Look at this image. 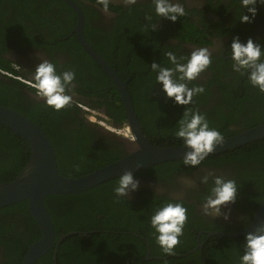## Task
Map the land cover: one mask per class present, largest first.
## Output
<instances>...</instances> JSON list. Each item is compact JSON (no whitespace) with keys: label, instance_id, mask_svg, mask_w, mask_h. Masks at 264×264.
Wrapping results in <instances>:
<instances>
[{"label":"flooded vegetation","instance_id":"obj_1","mask_svg":"<svg viewBox=\"0 0 264 264\" xmlns=\"http://www.w3.org/2000/svg\"><path fill=\"white\" fill-rule=\"evenodd\" d=\"M64 1L67 3L66 0ZM74 2L80 6L84 13L86 40L107 62L108 57L113 64L118 66L120 63L127 76L125 81H128V87L132 79L133 65L139 64L141 67L155 62L161 63L165 67H171L165 55L168 51H172L178 58H187L196 48L207 47L212 53V63L195 81L203 83L202 86L206 89V98L209 99L211 95L208 90V81L214 76L221 75L223 80L230 82L232 79L242 80L247 77V75L242 77L238 73L232 72L231 65L228 68L223 65L224 62L230 63L227 53L230 51L233 38L238 36L241 42H246L251 38L256 43L264 45V6H258V14L252 23L243 24L240 23L239 17L243 12L247 14V11L241 8L240 0H182L186 15L178 18L175 23L157 17L152 0H138L135 5L127 7L123 0H112L108 15L101 10L96 0H74ZM22 3L23 0H0V105L15 110L29 119L31 117L48 119L49 134L46 135L52 138L58 146L63 158L62 166H69L71 170L79 165L76 162L81 163L90 158L92 153L98 149H103L104 153L120 150L123 151L121 155H126L131 150V142L123 136L109 132L93 120L94 116L91 112L97 111L111 124L121 126L109 116V112L112 113V110L108 87L98 88L99 73L92 67L88 58L83 56L78 48L70 42L74 35L79 42L75 32L76 26L69 30L62 26L57 19L67 20L70 16L69 12L63 9V5H59L57 0L41 2L31 0L32 6L28 7L27 13L21 9ZM86 20H89L90 33L86 29ZM152 24H158V29L154 32L151 30ZM93 43L100 47L101 52ZM224 45L226 47L223 52ZM122 52L123 55H120ZM38 57L54 63L58 73L66 70L76 72L75 87L69 93L73 97L72 103L59 112L47 107L44 101L36 95L32 73L41 62ZM108 63L110 64V61ZM114 69L117 71L116 68ZM117 73L120 75L118 71ZM120 77L123 79L122 75ZM153 81L154 84H157L155 78ZM187 83L191 88V82ZM211 91L215 92V88H211ZM156 95L159 96L156 97L159 103H166L162 106L166 112L172 113L173 108L168 107V104L173 105V101L167 100L160 85ZM219 95L223 96L218 92V98ZM202 108L208 110L214 108V102L211 107L204 106ZM156 124L158 125L154 129L153 136L159 139L157 146H182V142L174 135L177 126L175 120L169 117ZM4 141L11 142L9 139L3 140L0 135V160L4 158V151L1 148ZM255 161L257 160L225 162L218 165L201 163L195 168L186 167L183 163L169 164L170 168L162 167L158 171L152 170V167L139 174H134L135 178L139 180L140 186L129 199H117L113 194V188L110 189L109 197H115L118 203L108 207L110 209L115 207L120 213L127 216L128 221L123 220L125 223L124 233L135 236L144 243L146 259L149 252L151 257L177 258L178 255H185L196 249L199 240L203 244V248L202 251L198 250L195 253L199 252L198 254L202 257L206 242L212 238L208 233H237L251 223L254 217V206L259 198L258 190L261 188L258 187L257 182L247 178L246 175L247 173L250 175L254 171L264 172V170L261 171L260 162L254 163ZM70 162L77 165L70 166ZM209 172L225 179L235 180L238 186L237 196L243 194V191L245 192L246 199H243V204L238 203L236 198L235 203L222 208V213L229 216L227 220L223 218V215L213 219L202 213V203L213 185L211 179L208 184L200 183V178ZM184 178L192 180L195 186L186 188L181 182ZM167 202H183L184 207L188 210V219L183 229V235L172 254L165 253L157 244L150 220L149 224L143 223L140 226L131 224L132 222L136 223L141 215H146L151 208L160 207ZM64 207V205L51 201V208L54 212L59 213L62 223L66 222ZM18 214L19 218L16 215L0 216V264L7 263L5 242L8 239L14 240V237H19L23 240L21 255L24 254V257L22 262L29 246L37 242H30L37 234V228L35 230L34 227L26 224L24 219L27 211L24 213L18 211ZM104 214L109 219L107 210L104 211ZM15 221L18 222L17 225L13 224ZM73 221L77 223L76 219ZM115 225L118 226V224ZM66 226L67 224L63 225V227ZM99 232L102 231H79L67 234L66 230L62 229L60 238L66 236L65 241L70 237L69 234L74 233L84 239H89ZM109 233H114V230L111 229ZM58 240L56 238V242ZM140 249L143 250L142 245L138 243L131 254L139 256L142 253ZM186 249L189 251L182 253ZM51 251L58 259L59 250L57 253L55 248ZM21 255L16 258L20 260ZM54 257L53 264H55ZM202 260L206 264V258H202ZM76 262L77 260H72L68 264ZM12 263L14 264V262Z\"/></svg>","mask_w":264,"mask_h":264},{"label":"trees","instance_id":"obj_2","mask_svg":"<svg viewBox=\"0 0 264 264\" xmlns=\"http://www.w3.org/2000/svg\"><path fill=\"white\" fill-rule=\"evenodd\" d=\"M37 1L41 2L43 0ZM57 2L59 5H63V9L68 11L70 15L67 20L60 21V19L57 18L59 23L62 26L67 27L69 30L73 29V27L77 24V15L74 13L70 5L64 0H57ZM29 6H32L31 0H23L20 7L22 11L24 10L27 13ZM88 27L89 20H86V29H88ZM91 28L94 30L92 26ZM90 31L91 29L89 28L87 32L90 33ZM86 36L89 39L88 34H86ZM70 40V42L78 48L82 55L88 58L92 67L99 73L100 79L99 82H97L98 88L108 87V96L111 97L110 107L112 110V113L109 112V116L116 124L123 125L127 121V116L121 95L116 85L112 82V79L106 74L100 65L84 52L76 38V35L72 36ZM94 46L101 52L99 46H96L95 44ZM120 55H123V52ZM107 60L108 62L110 61V64L117 69L123 79L127 80V76L125 75L120 63H118L117 66L115 63L113 64L108 57ZM223 65L228 68L231 64L224 62ZM150 66L151 65L148 64L141 67L139 64L133 65L131 70L132 79L129 82V90L132 95L139 120L144 127V132L153 144L159 145V139L153 136L154 129L158 125L156 123L165 121L169 117L178 123L183 116L185 107L198 110L201 114L205 115L209 122V126L221 132L224 138L233 136L246 129L264 124V94H261L258 89L253 88L248 82L247 77L242 80L232 79V82H230L223 80L221 75L214 76L210 81H208V90L211 95L209 96V99L206 98L205 89L203 94L194 96L191 104L185 107L178 106L174 102L173 105L168 104V107H172L173 109L172 113H167L164 107H162L166 103L161 104L156 98L159 97L156 95L159 85L153 83L154 78L156 82V74L151 71ZM239 76L241 75L239 74ZM191 85L192 87L197 85L202 86L203 83L192 81ZM89 87L91 88V85H89ZM211 88H215V92H212ZM218 92L222 93L223 96L219 95L218 98ZM212 102H214V108L209 110L202 108L204 106L211 107ZM30 119L39 124L47 135L49 134L48 119H38L36 117H31ZM0 135L3 137V140H11V142L4 141L1 147L4 151V158L0 160V183H7L13 181L20 174L30 158L31 151L28 143L13 131L0 126ZM49 139L57 154L58 170L60 174L65 177L84 176L98 168L120 159L123 156L121 155V152L123 153V151L120 150L108 151L107 153H104L103 149H98L92 153L90 158H87L83 162L80 163L75 161L79 165L70 162V166L77 165L75 169L71 170L69 166H62L63 158L61 157L58 146L52 138L49 137ZM251 160H257L254 163L260 162L262 165L261 171L264 170V140L233 151L208 156L202 163H212L218 165L225 162H249ZM179 163H183L182 160L168 164L163 163L153 167L152 170L158 171V169L162 167L170 168L169 164ZM263 173L254 171L250 173V175H248V173L246 175L247 178L257 182L258 187L261 188L258 190L259 198L256 201V205L254 204V215L264 197ZM117 181L118 179L111 180L82 194L51 195L46 199V207L54 222L57 240L60 238V232L62 229L66 230L67 234L70 232L78 233L79 231H102L98 234L95 233V235L91 236L89 239H84L79 234L68 237L67 240L61 243L59 248L57 259L58 264H68V262L72 260H77V262L73 264H124L126 262H129L130 264H204L202 258H206V264H239V258L244 252L242 247V244H244L243 237L221 238L214 236L206 242L202 257L198 254V252L183 258L172 257L168 260L148 261L144 255L146 251L144 250V243L139 241V239L135 236L133 237L130 234L124 233L125 223H123V220H127V216L124 213H120L115 207L112 209L108 207L114 203H118V200H116L115 197H109V190L115 186ZM243 199H246L244 191L243 194L237 196L238 203H242ZM51 201H55L58 204L65 206L63 208V211L65 210L64 216L66 217L65 223H62L59 213L52 210ZM157 208L158 206L151 208L147 211L146 215L142 214L136 223L132 222L131 224L138 226L143 223L149 224L150 217L154 214ZM106 210L108 211L109 219L106 214H104V211ZM18 211L23 213L27 211L26 218L24 219L26 224L34 227L35 230L37 228V234L30 242L34 243L35 241H38L41 237V230L30 213L28 202H21L1 209L0 216L4 215L5 217H8V215H16L17 218H19ZM74 219L77 220V223H74ZM13 224L17 225L18 222L15 221ZM64 224H67V226L63 227ZM115 224H118V226ZM126 228L128 229V227ZM111 229L114 230V233L112 234L109 233ZM134 231L137 230L134 229ZM14 238V240L8 239L5 242L6 264H13L12 262H14V264H22V258L24 257V254L21 255L23 240L19 237ZM138 243L142 245L143 250L140 249L142 253L139 256H133L131 252L134 251ZM188 251L189 250L186 249L182 253H187ZM20 255L21 259L18 260L16 257H19ZM80 256H82V258H80ZM53 257L54 252L51 251L37 263L45 264V261H47V264H53Z\"/></svg>","mask_w":264,"mask_h":264},{"label":"clouds","instance_id":"obj_3","mask_svg":"<svg viewBox=\"0 0 264 264\" xmlns=\"http://www.w3.org/2000/svg\"><path fill=\"white\" fill-rule=\"evenodd\" d=\"M112 0H96L101 10L110 14ZM138 0H123L124 5H135ZM155 15L175 23L178 18L186 15L182 0H152ZM243 12L239 21L243 24L252 23L258 14V6H264V0H240ZM150 19V18H149ZM158 29V24H152L151 30ZM225 45L222 47L224 52ZM171 67H165L161 63L153 62L151 71L156 74V83L161 86L162 92L168 99L178 106L191 104L194 96L201 95L205 88L201 85L188 87L187 82L197 80L212 63V53L207 47L193 50L189 57L178 58L172 51L165 53ZM231 70L241 76L247 75V80L253 88L264 94V45L256 43L251 38L241 42L237 36L232 39L230 51L227 53ZM40 59L32 73V80L38 98L54 111H61L72 103L73 97L69 95L75 87L76 72L66 70L57 72L56 65L47 59ZM186 61V62H182ZM175 137L182 142L186 149L182 159L186 167L199 166L218 146L224 142V136L215 128L209 126L205 115L198 110L185 107L182 118L178 121ZM212 181L210 193L202 203V213L213 219L221 217L229 219L228 214L222 213V208L235 203L238 186L235 180L225 179L222 176L209 172L200 178V183L208 184ZM186 188L195 186L190 179H182ZM139 180L132 172L126 171L113 187V194L117 199H129L131 194L138 191ZM187 208L183 202H167L158 207L150 217L151 228L154 229L156 242L167 254H172L180 242L183 229L188 219ZM243 255L239 258V264H264V224L259 225L255 232L249 233L242 244Z\"/></svg>","mask_w":264,"mask_h":264},{"label":"water","instance_id":"obj_4","mask_svg":"<svg viewBox=\"0 0 264 264\" xmlns=\"http://www.w3.org/2000/svg\"><path fill=\"white\" fill-rule=\"evenodd\" d=\"M66 1L77 14L75 32L82 48L112 79L121 95L127 116L126 123L130 126L134 140H129L131 150L120 159L84 176L65 177L58 170L55 149L43 128L21 113L0 105V126L19 135L28 143L31 151L30 158L20 174L11 182L0 183V210L21 202H28L30 213L41 230L40 239L29 246L22 264H37L38 260L53 248L57 253L61 242L66 238L65 236L56 242L54 222L46 207V199L49 196L82 194L118 179L126 171L134 175L166 162L182 160L186 151L182 146H157L147 139L134 106L128 81L123 80L117 71L90 46L84 35L85 17L82 9L74 0ZM262 140H264V124L224 138L223 144L209 156L233 151ZM262 224H264V197L251 223L245 229L237 233L208 234L210 237H243L245 243V237L255 232L256 228ZM73 235L75 234H69V236ZM202 248L203 244L199 240L196 249L176 257L189 256L198 250L202 251ZM54 258L57 264L56 256ZM147 259L165 260L168 257H151L149 252Z\"/></svg>","mask_w":264,"mask_h":264},{"label":"built area","instance_id":"obj_5","mask_svg":"<svg viewBox=\"0 0 264 264\" xmlns=\"http://www.w3.org/2000/svg\"><path fill=\"white\" fill-rule=\"evenodd\" d=\"M6 74H8V73H6ZM85 109L87 110V108H85ZM88 111H90V110H88ZM91 113H94V112H91ZM93 120H95L97 122V124H99L100 126L104 127L106 130H108L109 132H111L113 134H116V135H119V136H123V137H125V138H127L128 140H131V141L134 140V136L132 134L130 126L127 123H124L121 126H116V125L111 124L107 120L106 117L99 118V120H98L97 117H94Z\"/></svg>","mask_w":264,"mask_h":264},{"label":"rangeland","instance_id":"obj_6","mask_svg":"<svg viewBox=\"0 0 264 264\" xmlns=\"http://www.w3.org/2000/svg\"><path fill=\"white\" fill-rule=\"evenodd\" d=\"M94 117H97L98 118V120H99V118H103L104 116L103 115H101L100 113H98L97 111L96 112H94V113H91Z\"/></svg>","mask_w":264,"mask_h":264}]
</instances>
